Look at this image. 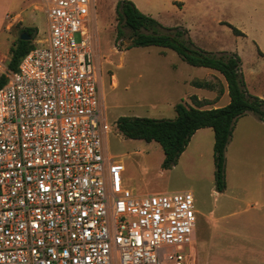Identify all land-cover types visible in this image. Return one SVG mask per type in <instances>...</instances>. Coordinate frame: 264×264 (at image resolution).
Listing matches in <instances>:
<instances>
[{"label":"built area","instance_id":"1","mask_svg":"<svg viewBox=\"0 0 264 264\" xmlns=\"http://www.w3.org/2000/svg\"><path fill=\"white\" fill-rule=\"evenodd\" d=\"M38 2L0 87V264H189L192 193L137 194L104 152L94 0Z\"/></svg>","mask_w":264,"mask_h":264},{"label":"rangeland","instance_id":"2","mask_svg":"<svg viewBox=\"0 0 264 264\" xmlns=\"http://www.w3.org/2000/svg\"><path fill=\"white\" fill-rule=\"evenodd\" d=\"M117 1L94 0V61L108 127L101 137L106 156L122 164V183L137 194L192 193L195 227L192 245L185 247L189 264L192 260L196 264L195 236L205 244L207 264H256L249 238L248 212L252 210L250 204L264 202L261 192L264 191V123L246 113L234 125L233 139L225 155L222 192H217L214 184L213 139L192 141L177 164L164 170L163 153L157 143L121 136L115 127L117 118L173 119L177 103L188 102L193 95L210 97L193 82L209 83L220 97L225 81L215 71L208 73L209 69L187 65L171 50H165V57H161L159 47L125 49L129 44L127 29L125 36L115 42ZM128 1L162 26L186 30L192 44L203 51L215 55L235 53L240 59L246 92L264 101V0H185L186 9L182 12L177 5L171 7L167 0ZM38 3V0H0L2 75L7 71L9 48L16 47L23 29L36 28L29 40L32 48L42 44L45 20ZM229 26L242 35L233 33ZM224 100H229L228 94ZM241 209L247 210L238 212ZM233 212L236 214H230ZM210 213L213 218L229 213L227 220L236 222L235 229L239 227V231L220 236L215 228L208 230L205 223ZM243 221L246 225L241 229L239 224ZM227 227L234 229L233 223Z\"/></svg>","mask_w":264,"mask_h":264},{"label":"trees","instance_id":"3","mask_svg":"<svg viewBox=\"0 0 264 264\" xmlns=\"http://www.w3.org/2000/svg\"><path fill=\"white\" fill-rule=\"evenodd\" d=\"M115 13V42L121 40L127 29L131 47H160L173 51L178 58L192 67H202L218 72L226 82L229 102L217 108L201 109L207 101L199 102L195 96L190 97L194 106L180 102L174 106L173 119H153L144 117H119L115 122L118 133L125 139L142 140L146 143H157L163 153L161 168L171 169L178 159L192 135L202 128H210L213 132L212 157L214 164V184L217 192L225 189L224 168L225 150L230 141L236 121L246 113H251L264 123V101L249 95L242 81L240 73V59L235 53L221 52L218 55L203 51L195 47L187 36V31L177 27L162 26L155 19L141 13L128 0H118L114 8ZM233 33L241 32L229 26ZM31 40L36 28H25ZM32 45L30 41L18 38L15 48H10V60L7 70L15 71L18 62ZM5 77L0 75V87L4 85ZM198 88L208 86L207 83H194Z\"/></svg>","mask_w":264,"mask_h":264},{"label":"crops","instance_id":"4","mask_svg":"<svg viewBox=\"0 0 264 264\" xmlns=\"http://www.w3.org/2000/svg\"><path fill=\"white\" fill-rule=\"evenodd\" d=\"M167 1H169L171 3V5H170L171 7H176L174 5L179 6V11L180 12H182L184 9H186L185 0H167ZM31 21H33V20H31ZM9 50H10V48H9ZM165 50H168V49L161 48V50L158 52V54L161 57H165V55H166V51ZM9 57H10V53H9ZM3 71H4V69L2 67V62H1V59H0V75H2ZM212 71H214V70L209 69L208 73L209 72L213 73ZM215 75H217V74H215ZM193 84H194V82H193ZM207 84H208V86L203 87V88L207 91V93L210 95V97L209 98H200V97H196L195 96L197 101H199V102H203V101H207L208 102V104L206 106L205 105L202 106L201 109L217 108V107H219L218 104H221L220 107L227 105L229 100H224V97L227 94L226 82L223 84L224 86H223L222 94L220 95V97L216 96V94H214L213 87L209 83H207ZM185 103L190 105V106H194L190 101L185 102ZM238 121L239 120L236 121L235 126L238 123ZM259 123L262 124L261 121H259ZM234 130H235V127H234ZM234 130H233V132H234ZM232 137H233V133H232ZM212 139H213V132H212V130L210 128L198 129L192 135V137L190 138V140L188 142V145L186 146L185 150L180 155L179 159L185 153H187L192 141L200 142L202 140H206V142H209L211 140V142H212ZM232 139L233 138L230 139L229 144L226 147L224 155H226L227 148L230 145V143L232 142ZM196 149H197V147H196ZM124 186L126 188H128L127 185H125V183H124ZM128 189H130V188H128ZM130 190H132V189H130ZM261 192H264V191H261ZM249 207L252 209L250 212H248V214H249L248 225H249V227L251 229V231L249 233V238H250L252 246H254L253 253L255 254L256 264H264V202H254V203L250 204ZM249 207H247V208H249ZM246 210L247 209H243V210L241 209L238 212H246ZM230 214H236V212H233V213H230ZM212 215L213 214L210 213V215H209L210 217H209L208 220H206V223H205V225L208 228V230H209V227L215 228V231L220 233V236H222L223 234L227 235L228 232L235 233L234 231H236V230L239 231V227H237L235 229V227L237 226L236 222H230L229 220H227V216H229V213L227 215H224L223 217H218V218H213ZM231 223H233L234 229H232L231 227H227ZM239 225H240V227L242 229V227L244 225H246V221L240 222ZM194 227H195V225H194ZM207 228H206V231H207ZM194 243L196 244V247H197V249L195 250V253H194V256H195V260L194 261H195V263L196 264H207V259L205 257L206 253H205V244H204V242H202L199 238L197 239V237L195 236ZM192 255H193V253H192ZM192 264H194L193 260H192Z\"/></svg>","mask_w":264,"mask_h":264},{"label":"water","instance_id":"5","mask_svg":"<svg viewBox=\"0 0 264 264\" xmlns=\"http://www.w3.org/2000/svg\"><path fill=\"white\" fill-rule=\"evenodd\" d=\"M30 39H31V37L25 32H22L19 35V40H21V41H29Z\"/></svg>","mask_w":264,"mask_h":264}]
</instances>
